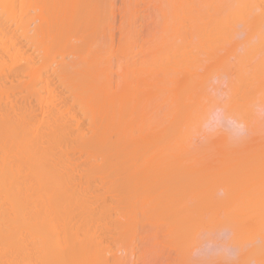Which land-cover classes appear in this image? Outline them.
<instances>
[{"label":"bare ground","instance_id":"bare-ground-1","mask_svg":"<svg viewBox=\"0 0 264 264\" xmlns=\"http://www.w3.org/2000/svg\"><path fill=\"white\" fill-rule=\"evenodd\" d=\"M184 1H186V3H187V4L184 3L187 5V6L185 5V8L190 7L192 9V12L194 13L195 12V9H194L195 6H193V8H192L190 5H188L190 3V2H188V0H184ZM184 1H182V2L180 1V4L182 3L183 6H184V4H183ZM219 2H221V1H219ZM243 2L246 3V0L245 1L243 0ZM260 2H262V4H261L262 6H260L261 10H259L260 8L257 5L253 4L254 5V12L258 7L259 12L257 13V10H256L255 14L258 15L260 13V15L264 17V0H261ZM207 3L208 2L206 1V5H207ZM174 4L176 5L177 3L175 2ZM180 4H178V5H180ZM200 4H202V2H200ZM200 4H197V6ZM103 5H104L103 0H0V7H1L0 13L6 14V18L8 19V20H6V18H5L6 22L11 20L12 23H15L14 19H16V17H15L16 15L18 18L20 16H22V17L24 15L26 16L28 10H32V9L35 10L34 7H36L38 9L37 15H38V17L40 16L41 18L44 17V13L47 11L46 12L47 14H45V16L48 15V19L46 18V20H43V21L38 19L37 20L38 22L40 20L39 24L38 23H36V25L34 24L35 26H38V27H35L33 29L34 30L33 31V38L36 37V39H37V36H40L41 37V39L39 38L40 43H42L41 41H44L43 43H45V41H47L46 46L42 45L43 47H40V46H38V47L42 48V50L44 49V52L47 53L48 56H50V54L48 53V49L53 45L55 46L54 43H56V42H57V45H59V44L63 45L58 40L60 39L61 41H63L65 39L66 41L69 40V43L65 42V40H64V42L66 44L63 45L64 47L59 45V47H62V51L61 50L60 51L63 52V48L66 49L65 48L66 46L69 49L76 50V49H74L75 46L72 45V43L70 42V39L73 40V38H74V40L77 43H78V41H80L81 44H78V45L76 44L77 45L76 47L78 48V46H80V49L78 48L79 50H77V51L80 52V55L83 54L80 57L81 60L80 59H77V60H78V62H80V61L82 62L83 60H85V61H83L84 66L83 67H82V65H79V66L82 69L85 68V69H83L84 72L86 71L89 73L91 70L90 73H91V75H93V73H94L93 76L95 78H96V76L97 77L102 76V78H103L104 76L100 75V69H98V66L100 67V65H98L99 63L97 64L95 61L96 60L95 58H97V57H99V59H101L100 56H102V55L100 54L99 49L96 48V50H95V47H94L96 44L95 35H96V32H98L97 29L100 28V27H98L99 23L101 22L100 20L104 21V18L101 17L102 15L100 16V14H102L100 12H101ZM224 5H225V2H224ZM205 6H204V9L206 8ZM208 7H209V5H208ZM243 7H244V5H243ZM44 8H46L45 12H44ZM198 8H196V9L198 10ZM238 8H239V6H238ZM42 9H43V12H42ZM244 9L245 10L247 9L246 6ZM200 10H201V7H200ZM200 10H199V12H200ZM39 12H41V13H39ZM112 12H113V9H112ZM190 12H191V10H190ZM223 12H224V10H223ZM225 12H226V10H225ZM236 12H237V10H236ZM239 12H240V10H239ZM185 13H188V9ZM195 13H197V12H195ZM218 13H219V10H218ZM228 13H229V10H228ZM228 13H227V16H228ZM185 15L186 14H184V16ZM196 15H194V16H196ZM199 16H201V15H199ZM205 16H207V15H205ZM208 16H210V15H208ZM261 16H259V17H261ZM38 17L36 16L35 18H38ZM179 17H181V16H179ZM186 17H187V15H186ZM186 17H183V19H181L180 21L182 22V20H184V19H185V21H187L188 19L186 20ZM191 17H192V15H191ZM207 17H206V19H207ZM224 17H225V15L223 17H221V20ZM193 18L194 17H192L190 20L191 21L196 20V17L194 19ZM197 18H198V16H197ZM238 18H241V17H238ZM247 18L245 16L244 19H247ZM178 19L176 21H179ZM241 19H243V18H241ZM262 19L264 20V18H262ZM3 20H4V18H3ZM47 20H49V23L47 22ZM138 20H139V18H138ZM190 20H188L187 23H190V24L195 23L193 21L189 22ZM199 20L200 19L198 18V21ZM114 21L115 20H113V23H114ZM225 21H227V20H225ZM246 21H248V20H246ZM0 22H2V21H0ZM242 22H244V20ZM246 23H244V24H246ZM4 24L5 23H0V31L4 32V30H5L6 32H4V35H6V37H7L9 35L8 32L10 31V29H7L5 27L6 24L5 25ZM15 24H17V23H15ZM20 24H22V23H20ZM20 24H18V25H20ZM48 24H49V30H48ZM178 24H180V22ZM184 24H181L179 26L181 28L184 27L183 30L186 29L185 27L187 26ZM190 24H188V25H190ZM24 25L25 24H22V26H24ZM182 25H184V26H182ZM263 25L264 24H262L261 26H263ZM136 26L137 25H135V27ZM194 26H196V24H194ZM247 26H248V23H247L246 27ZM22 28H20V29H22L21 31H24L23 33L27 32L29 30L28 28H26V26H24ZM67 28L71 29L73 31V33L66 32L65 35H63L64 33L62 32V29L65 30ZM18 29H19V27H18ZM26 29H28V30L26 31ZM44 29L47 31V33L49 35L47 33H45L46 31ZM50 29H51V31H50ZM179 29L180 28L176 29L177 31L175 30L176 33H178ZM223 29H222V31H223ZM7 30H9V31L7 32ZM15 30H17V28ZM49 31H50V33H49ZM10 32L12 33V31H10ZM181 32H179V33H181ZM185 32L186 31H184V33ZM187 32H188L187 34L190 33L189 31H187ZM192 32H194V31H192ZM260 32H261V30H260ZM23 33L21 32L22 35H23ZM42 33H43V35H42ZM51 33L53 36H51ZM219 33H217V34H219ZM258 33H257V35H259ZM45 34H47L48 37ZM60 34H61V36H60ZM70 34L73 36H71ZM74 34L78 35V39L75 38L76 36H74ZM260 34H262V33H260ZM12 35H11L10 40H9L10 42L7 40L9 44L5 43V46L6 45H12L11 46V47H13V49H12L13 55L12 56L15 55L16 57H14V58L18 59L17 57H20L19 59H21V57H23V55H25V53H24L25 51H24V48L22 50L20 48H22L24 45L20 47V45H21V43H20V45H19L20 48L17 47L18 45L14 44L18 40V38L16 37L17 35L15 36L16 41H15L13 33H12ZM129 35H131V34H129ZM185 35H186V33H185ZM18 36H19V34H18ZM25 36H28V35L27 34L24 35V40L25 39L29 40V38H28L29 36L27 38ZM58 36L60 38H58ZM127 36H128V34H127ZM173 36H175L174 33H173ZM190 36H192V35H190ZM67 37L69 39H67ZM176 37H178V35H176L175 38ZM193 37H195V36H193ZM260 37H262V35ZM260 37H257V38L259 39ZM48 38L51 39L52 42L54 39H56V40L52 44ZM178 38H181V36ZM185 38H187V37H185ZM6 39H8V38H6ZM39 39H37V42ZM90 39H91V41H90ZM135 39H137V37ZM172 39L174 40V37ZM0 40H1V37H0ZM93 40H95L94 41L95 44L90 43V42L93 43ZM161 40L162 41L159 44L162 46L163 34H162ZM173 40H171V41H173ZM178 40H180V39H178ZM210 40H208V42H210ZM261 40L262 39H260V41ZM7 41H5V42H7ZM19 41H20V39H19ZM33 41H34V39H33ZM75 41H72V42L74 43ZM82 41L84 44L82 43ZM86 41H88V42H86ZM158 41H160V40H158ZM199 41H201V40H199ZM260 41L258 40L256 42L259 43ZM1 42H3V41H1ZM1 42H0V44L3 47ZM35 42H36V40H35ZM119 42L122 43L121 41H119ZM179 42H178V44H182ZM185 42H186V40H185ZM249 42L250 41H248V43ZM263 42L264 41H262V43ZM48 43H49V45H48ZM260 43H259V45H261ZM3 44H4V42H3ZM16 44H18V42H16ZM30 44H32V43L30 42ZM50 44H52V45L50 46ZM82 44L85 45V47L82 46ZM98 44H100V43H98ZM143 44L144 43H142L141 45H143ZM156 44L158 45V42ZM185 44H187V43H185ZM202 44H203V42H202ZM14 45H15V47H14ZM35 45H37V43L36 44L33 43V46L32 45L31 46L34 47ZM57 45L55 47H57ZM204 45H205V43H204ZM255 45H258V44H255ZM1 46H0V48H1ZM5 46L3 48H5ZM47 46H49V47H47ZM97 46H99V45H97ZM155 46H153V47H155ZM182 46H183V44L180 47H182ZM190 46L191 45H189L188 47H190ZM201 46H198V47L200 48ZM214 46H216L215 43H214ZM38 47H34V48L37 49ZM89 47H92L93 53H92V51L90 52ZM117 47H119V46H117ZM213 47H211V46L208 47V48H211V50L208 49L209 51L206 53L204 52L205 50H203L204 53L202 52L203 55L206 54V58H204L206 61L205 65H202L201 63H199L200 61L202 62L204 59H200L199 61H197L196 58L194 59V57H193L194 61H191L190 59L192 57L189 59L185 55V57H186V58L184 57L185 60H189V62L188 61L184 62L180 59L181 62L179 61L178 63L179 64L181 63L183 65L176 66L178 68L177 76H176V73L171 72L172 74L169 77L170 71H166V73L164 71V75L167 76V74H168V76L166 77L163 75V71H161L165 80H164L163 76H162L163 79L162 78L157 79V76H155V75H157L158 72L155 73L156 70L155 71L152 70L153 74H151L152 72H149L152 75V77H151V75L149 73L145 72L146 69H144L142 67L143 69H140V70H143V71H140V73H139V75L142 74L141 77L134 73L133 75H135L136 77L133 76L134 78L131 81L128 79L130 82H132L130 84V87H127V85H121L120 86V83H118L120 87L118 85L115 86L116 89H114L115 87H113V89H110L108 94H107V92H105V88H106V91H107V88L108 89L110 88L109 80L106 78H104L102 80L100 77V79L102 80V85H99V91L102 93L99 94V92H97V94H95V95H97L98 101H99V97L101 98L102 96H104V100H107L108 101V102L106 101L107 103H109V101L111 100V103L103 105V102H102V106L104 108L102 109V108L98 107L99 108L98 112H96L97 109H95V106H93V104H95L96 108H97V106L100 105L99 102H101L103 99L101 98V101H99L97 103L93 102V104L91 103L88 106V103H90V101L87 100L88 98L85 97V95H83V94H86V93H84V92H86V90L80 84V80H79L80 77L79 76L73 77L74 75H73L72 71L70 72V75H71L70 77H72V81L74 79L75 80H74V82L71 83V85L74 88L72 89V91H69L70 94L68 93L70 95L69 99L72 98L71 99L72 103H70V102L66 101L67 97L65 96V94L63 92H60L56 88V83L54 82V80L52 82H54L55 84L51 83L49 76H48V79L47 78L43 79V76H42V79L39 81L41 87L39 88L37 86L38 88H35V82H37V79L29 80V77L36 76L37 78H40V76H39L40 70L37 71V69H34L37 66H35L33 68L31 62H29L30 56L28 57L29 61L26 62L25 65L21 64L22 66L20 65L19 67H16L17 65L12 67L13 63H15V60L14 59L10 60L11 61L10 63L12 66L9 65L8 67H11V68L8 69V67H7V68H5V70L6 69L8 70V71L6 70L7 71L6 73H2V72L0 73L1 75H4L3 77L5 78V80L3 79V82L7 80L8 82H5V83H9L8 85H5L2 83V81H0V264H114L112 261L113 259H110L111 260L110 261L109 258H107L105 256L107 252L110 253L108 251V242L113 237V236H111V234H112L111 231H114L115 233H117V235L119 237L121 236L123 238V237L131 236L133 239H134V236H136V238L140 236L139 238H141V239H146V238L150 239L151 238V240H152V238H158L157 236L163 235L165 237V239L161 245H163L162 248L165 250L164 251L165 253L163 252L164 253V254L162 253L163 256H162V254H161V256H159V257H161L159 259V261L158 260L156 261V258H154V259L150 258V260H148L149 263L147 262V264H185V261H187L188 259L184 258L185 259L184 260L181 258L182 256H180V255H181L182 251L179 255V252H180L179 249L181 250V246H182L180 244L183 243L182 240H184L185 238H187L189 236V235L186 236L185 233L190 231L193 227H194L193 229L196 230L195 227L197 225H199L200 222H202L201 220L203 219L204 216L208 215L207 217L210 216L208 218L209 220L213 219L214 222H217L219 220V218L221 219V216H223V215L225 217H222V218H225V220L228 221L229 220L228 214H230L231 216H234V218L232 217L228 222L221 219L222 220L221 228L224 229L225 226L230 228L232 234L234 231L233 229L235 228L234 226L232 227V225H233L232 222H234V219L236 220L235 223H237V222L240 223L239 225L242 228L241 230H243V231H241L240 228H238V229L235 228L236 231H234V234L235 233L239 234V231L245 232L244 228L250 230V232H252L251 229L253 230V228L257 229L258 232L253 230L255 233L252 232V235L259 233V235H257V236L260 237V239L262 238L263 240H261L262 242L259 245L256 244L257 246H255L253 244L255 247L252 246L253 247L252 249H255L257 252L254 253L255 250L254 251H252L250 249L249 250L251 252H253L254 254H257L256 256L259 259H257V257H255V255H253L255 259L260 260L259 251L264 250V249H262L264 247V131H263V129L261 128L263 131V132H261V130L258 131L256 129V127H255V129H254V127H253V129H251L250 125L252 123L250 125L246 124V125H248L247 126L248 128L250 127L249 128L250 131H247L249 133H247L245 136L241 137L240 139L238 138L240 141L239 142L235 141V144H233L232 141H231L232 142L231 143L230 140H226L227 142H229L228 143L229 145H225V144H227V142H225V141H224V145H222L223 143H221V141L219 142L221 144H219L217 141L219 137L217 138V135H215L216 137L215 136L214 137L217 138V140L215 138L213 139V141L211 139H208V140H211L212 143H214V145L212 146V144L209 143V145L212 146L210 148L208 145H206V146H208V148L206 147V149H208V151L205 149L207 152L206 153L203 152L204 155L201 154L203 150L200 153L202 156L198 155L199 149L197 151L196 147L201 146L200 145L201 143H199V142H198L199 146L197 145V146L193 147L192 146L193 143L191 144L193 150L197 151V153H194L193 151H192V154L187 152V151H189V149L187 150V145H188L187 143L190 142V139L187 137L188 135L185 134L184 131L186 130L185 132H188V125L190 124V122H188L189 118L187 119V115H189L188 111H187V107L189 106L188 103L191 104V101H193V97H194V101H195L196 94L198 96L199 93H202L201 90H198V88L199 89L201 88V87H199L201 85L199 83V82H201V80H199V79H202V77H204V76H202L203 75L202 73H204V69H206L208 66H210L209 63L211 65L213 63L218 62V61L220 63H223V61H225L224 58H228L227 56L226 57L224 56L225 54L223 52L225 50L223 51V48H222L224 46L218 45V47L217 46L214 48ZM256 47H259V46H256ZM3 48L0 49V53L2 52V54H4V55H6V54L9 55V52L7 50L4 51L5 49L3 50ZM8 48L11 50L10 47H8ZM82 48H83V51H85V52H86V50H87V52L89 51L88 54H87V52H86V54H85V52L83 53ZM85 48H88V49H85ZM99 48H101V46ZM163 48H162V50H163ZM172 48H179V47L175 46ZM260 48L262 51L263 48L262 47H260ZM46 49H47V52H46ZM69 49H67L66 52H68ZM122 49L127 50L128 48H126L124 46L123 48H121V50ZM129 49H131V48H129ZM42 50H41V52H43ZM101 50H103V48ZM119 50H120V48L118 49V51ZM121 50H120V52H121ZM142 50H143V48H142ZM153 50H154V48H153ZM158 50L160 51L161 49H158ZM179 50H180V48H179ZM183 50L186 51V46H185V49H183ZM245 50H247V49H245ZM52 51H53V53H51V56H53V54L56 55V53H58L57 48H55ZM94 51H96L97 56L95 55L96 53ZM116 51L114 52L115 54H116ZM238 52H240V51H238ZM248 52H246V54L249 56L250 54ZM45 53H44V55L43 54H40V55H43L42 57L46 58L48 56ZM69 53H71V52H69ZM73 53H74V51H73ZM89 53H90V55H89ZM160 53L162 55V52H160ZM160 53L157 52V54H160ZM198 53H199V51H198ZM232 53H233V51H232ZM11 54H12V52H11ZM98 54H99V56H98ZM138 54H140V53H138ZM174 54H176V52ZM178 54L180 55V52ZM202 54L201 55L199 54L200 57L203 56ZM28 55L29 54H27V56ZM72 55H74V54H72ZM86 55H87V58H86ZM107 55H108V53H107ZM237 55L238 54L233 55V56H235V58H236ZM89 56H91V57L95 56V57H93L94 61H93V58L91 59V57L89 58ZM163 56H160V57L158 56V57L160 59L161 57L163 58ZM177 56L178 55H176V57ZM243 56L245 57V58L242 57V59H244V60L249 59L251 62L254 60L253 57H252L253 60H251V58H247V56H245V54ZM257 56H256V58H257ZM9 57L11 58V56H9ZM9 57H8V59H9ZM42 57L39 56L38 59H40ZM53 57H55V56H53ZM53 57H52V59H50L51 60L50 62H52V60H53V63H54V62H56V60ZM44 58H42V59H44ZM72 58H74V57H72ZM125 58H127V57H125ZM106 59H104V61L108 65ZM115 59L117 60V58H115ZM146 59L148 60V58H146ZM154 59H155V56H154ZM236 59H237L236 62H240V60H242L241 55L239 57L237 56ZM25 60H24V62H25ZM91 60H92V62H91ZM123 60L124 59H122V62H124ZM162 60H164V58ZM166 60H169V59L166 58ZM258 60L259 61H256V62H257V64L259 63L260 66L257 65V67H256V64H254L255 67H253L254 65H251L253 63L252 62L249 65H251V67H253V68H251L248 65L247 69L248 70L253 69L252 71H254V69H256V68L259 69V67L264 69L262 67V66H264V59L261 58ZM2 61H4V63L6 64L5 60H2ZM62 61H64V60H62ZM62 61L60 60L61 63H62ZM87 61H88V63H90V64L92 63V64L91 65L89 64L90 65L89 66ZM99 61L97 59V62H99ZM119 61H121V59ZM152 61H153V59H152ZM174 61L175 60H173V65L171 64V67H173L175 65V63H177L176 62L177 60L175 61V63H174ZM20 62H21V60H19V63ZM47 62H49V61H47ZM50 62L48 63V65L50 64ZM60 62L57 61L56 65L59 64ZM131 62H132V59H131ZM155 62H153V64ZM225 62H228V61H225ZM242 62H243V60H242ZM19 63H18V65H19ZM61 63H60V65H61ZM149 63H152V62H149ZM168 63H169V61H168ZM220 63H218V65H221ZM229 63H230V61H229ZM229 63H227V64L229 65ZM246 63H247V61H246ZM70 64H72V62ZM95 64L97 65V67L95 66ZM103 64H104V62H103ZM121 64H123V63H121ZM130 64H131V66L133 65L132 63H129V65ZM147 64L144 63L143 66L144 65L146 66ZM199 64H201L202 66ZM3 65L4 64L2 63L0 66H3ZM37 65H38V63H37ZM135 65H137V68H138L136 70H139L140 67H138V65H139L138 62ZM213 65H212V67H213ZM46 66L47 65H45V67ZM180 66H181V68H180ZM204 66H205V68H204ZM246 66L247 65H245V69H246ZM122 67H123V65H122ZM212 67H210V68H212ZM226 67H229V66L226 65ZM126 68H127V65H126ZM132 68H134V66ZM201 68H203V71L200 70ZM218 68H220V67L218 66ZM218 68H216V69H218ZM0 69H2V68L0 67ZM52 69L55 71L56 68L55 69L52 68ZM61 69H63V68H61ZM61 69L59 68L57 70H61ZM105 69L107 71H109L107 66ZM216 69H214V70H216ZM223 69L225 70V68H222V70ZM227 69H229V68H227ZM206 70H208V68ZM233 70H235L237 72L238 68L233 67ZM0 71H2V70H0ZM54 71H53V75L54 76L58 75V78H59L58 80H62V84L65 85V83L71 82L67 79V76H66L67 74H65V76L64 75L63 76L65 77L66 81L68 80L69 82L68 81L66 82L63 79V76L60 73L61 71L58 72L60 74L56 73V75H55ZM95 71L97 73H95ZM148 71H149V69H148ZM227 71L229 73V70H227ZM227 71H225V72H227ZM133 72H134V69H133ZM142 72L146 73L147 75L142 73ZM76 73H75V75L77 76ZM107 73H109V72H107ZM208 73H209V71H208ZM237 74L235 73V76L239 77V75H237ZM255 74H257V73L254 72L252 77L247 76L248 79H246V80H249V77H251V78L255 77ZM153 75L155 76V80L153 79ZM173 75L176 76L177 78L179 77L177 79L178 83H175V81H173V80L171 81V78L174 77ZM225 75H227V73ZM259 75H262L261 77H264V73H259ZM259 75H256V76H259ZM17 76H19L20 78H17ZM23 76H26V77L28 76V80L27 79L24 80ZM227 76H229V74ZM45 77H47V76H45ZM148 78L150 80L153 79L152 82H155L156 84L155 83L153 84ZM166 78L168 79L169 82H167ZM97 79H99V78H97ZM173 79L176 80L175 77ZM86 80H87L86 82L90 81L89 79H86ZM106 80H108V81L106 82ZM128 80L123 81V83L124 82L127 83ZM258 80L260 82L257 81V84H256V82L253 81L256 86L258 85V83L261 84V82H262V80H260V79H258ZM157 81H158V83H157ZM241 81H243V80H241ZM59 82H61V81H59ZM149 82H151V84ZM229 82H231V81H229ZM76 83H78L81 87L79 85H76ZM105 83H107V85ZM159 83H162V84L164 83L165 85H167L168 87L167 86L166 87L169 88L170 91H168L167 88H165L164 84H163V86H164L163 87V86H161V84L159 85ZM116 84L117 83H115L113 85H116ZM152 84L156 85L158 87L160 86L159 88L163 87L162 89H164V92H167L168 95H170V93H172L171 94L172 97H170V99L168 100L169 102L164 97L166 103L168 102L169 105L171 104V106L174 104V106H172L173 109L169 107L170 108L169 111H172V112L170 114L168 113L169 115L167 114V117L169 116V118L168 119L165 118V121L166 120L168 121V122H166V124H165V122L164 123L160 122V119H161V121L164 120L162 118H163V116L165 117V115H166L164 113H167L166 109H165L166 112L164 109H163V111L160 109L161 113L163 114L162 118H158V116H159L158 111H157L158 109L154 110V111H157L156 114L158 116L157 115L156 116H157V119L159 120L158 121V120L154 119L155 115L153 116L152 114H150L148 116L146 114V112L148 110L144 111V109L142 108V106L145 105L144 104L145 102L143 103V101L145 100L144 94H147V96H150L151 94L156 93L155 90H154V93H151V92L146 93V92H148L147 90L151 91L150 88L152 87ZM175 84H177V85H175ZM247 84L249 87L254 86V84H252V83H247ZM104 85H106V86H104ZM231 85H232V89H234L235 86L233 87V83ZM76 86L79 88L76 89ZM61 87H63V86L61 85ZM249 87H247V88H249ZM262 87H263V85H262ZM147 88H149V89H147ZM80 89L83 91V93L78 92V91H80ZM202 89H203V87H202ZM229 89L230 88L228 87V90ZM22 91H24L25 94L21 95ZM196 91H197V93H196ZM262 91H264V90H262ZM103 92H105L106 94L103 95L104 94ZM250 92H253V91L251 90ZM74 93H75V95H74ZM79 93H80V96H79ZM109 94H110V96H109ZM114 94L116 96L115 98H114ZM237 94L238 93H236L235 95L237 96ZM81 95H83V96H81ZM155 95H157V94H155ZM238 95H240V94H238ZM86 96H87V94H86ZM243 96H245V95L241 94V98ZM251 96H252V94H251ZM81 97H83V98H81ZM152 97L149 99L151 100ZM154 97H156V96H154ZM177 97H179V98H177ZM202 97L203 96L201 95L200 99H196V101L199 100V103H200ZM239 97H238V99H239ZM245 97L247 98V95ZM75 99H77V101L80 99L77 102V103H80V105L76 104L77 106H79L78 108H82L83 105H85V107L83 109L89 110L90 113L87 115L90 118V122L93 123L94 127L97 126L96 127L97 132L99 131L100 140H98V139L90 140V138H92V137H90V136H89V138L87 137L90 140V142H92L89 145H92L93 149L94 148L98 149L99 147H101L100 145L104 141L108 140V139H105L108 137L107 135H110L111 133L113 135L116 127L117 126L119 127L120 122L123 124L125 123V120H123L124 119L123 116L126 114H127L126 115V117H127L126 123L127 124L126 123H125V125L121 124L123 126H120L122 129L124 128V131L122 130L123 132H121V130L119 131V129H118V133L117 134L114 133L115 136L119 137V135L121 133H125V129H126L125 126H127L129 124V127L127 126L128 127L127 128V134H123L124 136L121 134L120 139L116 138L113 135L114 142L111 141V145L109 146L111 148L110 149L107 148V149H109V151H111V159L109 158L110 156L108 158L112 161H109V163L111 162L110 164H106L109 166H104L105 165L104 162L106 161L105 160L106 158H104V162H103L104 164L103 163L98 164L99 163V161H98V163H97L98 165H97L95 162V158L98 156L93 155V156H95V158L93 157L94 160H92L91 155L88 156L89 157L88 159L91 158V160L94 161L92 165H96L95 168H97V166H99V167L101 166V168H102V165H103L104 168H106V169H109V167H111L110 171H112V173H111L112 176H111V174L108 173V170H106L110 176V178L108 177L109 179L107 178V175H106L107 173L104 174L106 176L105 178H107L108 180L103 179L104 181H102V179H100L99 181H97L99 183L95 184L94 189L98 192H99V190L101 191L102 188L103 189H102V192L96 193L94 195H91V193H90L92 191V188L91 187L89 188V186L91 185L90 184L91 182L89 183L88 178H90V177L89 176L86 177L83 174L80 175V173H79L80 171L77 172L78 169L76 170L77 166H80V165L82 166V163L86 162L84 160L88 161V159H86L87 157L84 160L80 159L81 161H83L80 165H79V163H80L79 158H81V157L75 156L76 159H74L72 157L75 154L76 155L79 154L81 156L80 153L86 148V146L84 144H87V140H88V139L84 140L83 139L84 136L82 137V135H85L83 133H86V132H84L80 128V123H81V120L79 119L80 116H79V118L75 117L74 115H75L76 111L75 110L72 111V109H71V106H72L71 104H73L74 101H76ZM84 99L86 100V102L83 101ZM146 99H147V97H146ZM150 100H148V101H150ZM162 100H160V101L162 102ZM239 100H243V99H239ZM81 101L84 103H82ZM113 101H115V102H113ZM243 101H245V103L249 105L250 100L247 103L246 99L244 98ZM95 102H96V99H95ZM154 102H153V104H155ZM104 103H105V101H104ZM199 103H196L195 107L201 106V103L199 106L197 105ZM245 103H242V104H245ZM163 104L165 105V103H163ZM146 105H147V103H146ZM149 105H150V103H149ZM161 105H162V103H161ZM105 106H106V108H105ZM242 106H244V109H245L246 105H242ZM87 107H89V108H87ZM145 107L147 108L148 106H145ZM151 107H149L147 109L150 110ZM174 107H176V108H174ZM190 107H191V105H190ZM90 108H92L93 110ZM237 108L238 107L236 106V109ZM94 110H96V111L94 112ZM197 110H198V108H197ZM124 111H125V113H124ZM143 111L145 112L147 117ZM236 111H238V109ZM241 111L242 110H240V112ZM185 112H187V113L185 114ZM85 113H88V112H85ZM92 113L95 116V118H97V119L100 118V121H99V119L97 120L95 118L93 119L94 121L96 120L95 122L91 121L93 118V115H91ZM191 113L192 112H190V115L188 117H190L191 115H195V114H191ZM193 113H194V109H193ZM195 113H196V111H195ZM238 113H239V111H238ZM95 114H97V115H95ZM250 115H251V113H250ZM126 117H125V119H126ZM152 117H153V119H152ZM183 118H185V119H183ZM184 120H187V123H188L187 129L183 128L184 126H182V128H179L182 125L181 123ZM257 120L258 119H254V123H256ZM99 122L101 124H99ZM245 123H246V121H245ZM98 124L100 127L98 126ZM179 124H181V125L178 127ZM253 124L251 126H253ZM256 124L255 125L258 127V123H256ZM185 125H186V121H185ZM178 128L181 131H179ZM182 129H184V131H182ZM73 130H75L74 133H76V131H77L80 142L74 143L75 141H73V139L70 137L72 135L71 133H73ZM252 130H254V131H252ZM255 130H257V131H255ZM180 132L182 134V137H180L181 136L180 134L178 135V133H180ZM183 134H185L186 136H184ZM176 135H177V137H179V140H181V138L183 140V136L187 137L189 139V141L187 143H184V145L185 144H187V145L182 146L184 150L186 149L185 150L186 152L184 150L182 151V150L175 149L174 145H176V147H179V146L181 147V145H182V143H181L182 140L180 141V143H179L178 138H177V140H175ZM125 136H126V138H124ZM221 137H222V135H221ZM223 137L225 138V136H223ZM223 137H222V139H223ZM115 138H116V143H115ZM206 138L204 140L205 142H206ZM226 138H228V137H226ZM188 139H186V140H188ZM219 139H221V138H219ZM97 140H98V142H97ZM110 140H111V138L109 139V142L106 141L107 145L110 144ZM120 140H122V141H120ZM123 140H124V142H123ZM186 140H183V142H185ZM72 141H73V143H71ZM174 141H176L177 144L172 143ZM204 141H201V142H204ZM121 142H123V143H121ZM189 146L190 145H188V147ZM204 146H205V144H204ZM190 150H192V149H190ZM86 153H88V152L84 153L87 156ZM108 153H110V152H108ZM69 155L72 158H69ZM107 155H109V154H107ZM91 160H90V162H91ZM102 160L103 159H101L100 161H102ZM86 163H88V162H86ZM92 165H91V168H92ZM96 170L100 171V168L95 169V171ZM102 170H103V172L101 171L100 174L106 172L105 169H102ZM100 174H98V175L100 176ZM222 174L225 175L224 178L217 177V175L219 176ZM100 177L103 178L102 175ZM93 179L94 178H92L91 180L93 181ZM96 180H98L97 177L95 178V182H96ZM218 182L222 183V185H221V183H219L220 188H222L224 186L223 189H225L224 190L225 194L221 197H216V196H218V194L215 193L216 194V196H215V195H212L210 192L211 191L210 188H212V187H213V189H214V187L219 188V185L217 184ZM214 183H215V185L217 184L218 186H214ZM92 186H93V184H92ZM216 191H218V190H216ZM218 213L219 214L221 213V215L216 216V214H218ZM111 215H113V217H111ZM109 217H111V218H109ZM235 217H237L239 219V221ZM214 218H217V220ZM106 219H108V220L110 219V221L112 219V221H111V223H109V225H107V223L105 222V221H107ZM232 219H233V221H232ZM255 219H256V221H255ZM35 220H36V222H35ZM32 221H33V223H32ZM224 221L227 224H224L225 223ZM211 222H212V220H211ZM211 222L209 224L213 223V222L212 223ZM245 222H246V224H245ZM252 222H254V223H252ZM36 223L41 224V225H38V224L36 225ZM229 224H230V226H229ZM42 225H43V227L40 228ZM223 225H224V227H223ZM37 226H40V227L38 228ZM231 227H232V229H231ZM221 228H220L221 231H225V230H222ZM208 229H209V227H208ZM196 232H194V233H196ZM247 233L248 232H245V235L247 236V237L245 236L246 238L249 237V233H248V235H247ZM187 234H189V233H187ZM112 235H115V234H112ZM192 235H193V233H192ZM239 235H241V233ZM242 235L244 236L243 233H242ZM184 236H185V238H184ZM192 237L193 236H191L190 238L192 239ZM193 238H195V237H193ZM159 239L161 240L163 238H159ZM159 239H157V240H159ZM179 239H180V242L178 241ZM153 240H156V239H153ZM240 240H241V237H240ZM113 241H115V240H113ZM234 241H236V240H234ZM241 242H243V241H241ZM238 243L240 245L243 244L240 242H238ZM179 246H180V248H179ZM174 251H175V253H173ZM242 254L244 255V253H242ZM237 256L239 258L237 257L238 260L235 259L236 262L233 261V263H232V261H231L230 263L228 262V264H249V260L251 259V257H253V256H251V257L249 256L250 257V259H249L248 257L242 256V255H240V256L237 255ZM261 256H263V253ZM254 258H253V260H254ZM262 259H264V257ZM214 261H215V259H214ZM214 264H216V263H214Z\"/></svg>","mask_w":264,"mask_h":264},{"label":"rangeland","instance_id":"rangeland-1","mask_svg":"<svg viewBox=\"0 0 264 264\" xmlns=\"http://www.w3.org/2000/svg\"><path fill=\"white\" fill-rule=\"evenodd\" d=\"M180 1L182 2V1H184V0H103V2H104V5L102 6V9H101V12L100 13H102V14H100V16L101 17H103L104 18V21L103 20H100L99 22L101 23H99V26L98 27H100V28H98L97 29V31L98 32H96V35H95V40H93V43L92 42H90L91 44H95V42H96V44H95V50H96V48L97 49H99V51H100V54L103 56H100L101 57V59H99V57H97V58H95L96 60V63L98 64V65H100V67L98 66V69H100V75H103L104 77L102 78V76H100L101 77V79L103 80L104 78H106V79H108L109 80V84H110V88L108 89L107 88V91H106V88H105V92H107V94H108V92H109V90L110 89H113V87H115V86H119V84L118 83H120V86L121 85H127V87H130V84L132 83V82H130L131 80H133V78L134 77H136L135 75H133L134 73L136 74V75H139V73H140V71H143V70H140V69H146V73H149V72H152L151 74H153V71L152 70H156L155 71V73L156 72H158V74L157 75H155V76H157V79L158 78H162V76L164 75V71H165V73H166V71H170L169 73V77H170V75L172 74L171 72H174V73H176V76H177V74H178V68L176 67V66H179V65H183V64H179L178 62L180 61L181 62V60L182 61H188L189 62V60H185V58L187 57V58H191L190 60L191 61H194L193 60V57H194V59L196 58V60L197 61H199L200 59H204V58H206V54L205 55H203L202 54V52H203V50H205L204 52L206 53V52H208L209 50H211V48H208V47H213L214 46V43L216 44V46L218 47V45H221V46H224V47H222L223 48V53L225 54L224 56L226 57H228V58H224V60L225 61H228V62H225V61H223V63H220L219 61L218 62H216V63H213L212 65H213V67H212V65L209 63V65L210 66H208L207 68H208V70H206V69H204V73H202L203 75L202 76H204V77H202V79H199V80H201V82H199L201 85L199 86V87H201L200 89L198 88V90H201V92L203 93H199V95L197 96V94H196V97H195V101H194V97H193V101H191V104L190 103H188V107H187V111H188V114L190 115V112H192L191 114H195V115H191L190 117H188L189 115H187V119L189 118V121L188 122H190V124L188 125V123H187V120H184L181 124H179L178 125V127L179 128H182V126H184L183 128H186L187 129V125H188V132H185L184 131V129H182V131H184V133L185 134H187L188 136V138L190 139V142L189 143H187L188 141H189V139L187 138V137H184V136H186L185 134H183L184 136H183V140H186V139H188V140H186L185 142H183V140H182V138H181V140H179V137H177V135H176V139L175 140H177V138H178V140H179V143H180V141H181V143H182V145H181V147L179 146V147H176V145H174V147H175V149H177V150H184L183 149V147L182 146H185V145H190L189 147H188V145H187V150L189 149V151H187L188 153H191L192 154V151L194 152V153H197V151H198V149H199V151H198V155H204L203 154V152L204 153H206L207 151H208V149H206V147L208 148V146H209V148L210 147H212L213 145H214V143H212V141H213V139L216 137L215 135H217V138L219 137V138H221L222 139V137L223 136H225V138L223 137V139L221 140V139H219L218 138V140H217V138H215L217 141H218V143L221 141V143H223L222 145H224V141L225 142H227L226 140H230V142L232 141L233 142V144H235V141H237V142H239L240 140V138L241 137H243V136H245L247 133H249V132H247V131H250V127H251V129H253V127H254V129H255V127H256V129L258 130V131H260L261 130V132H263L264 131V119H259L256 115H255V112H254V105L256 104V103H264V91H262V90H264V77H261L262 75H259V73H264V69H262V68H260L259 67V69L258 68H256V69H254V71H252L253 69H251V68H253V67H255V65L254 64H256V67H257V65H259V63L257 64V62L256 61H259L258 59H261V58H263L264 59V42L262 43V41H264V25L263 26H261L262 24H264V20L262 19V18H264L263 16H261L260 15V13L258 14V15H256L255 13H256V10H257V13L259 12V10H261V7L260 6H262L261 4H262V2H260L261 0H246V3L245 2H243V0H188V2H190L188 5H190L192 8H193V6H195V12H197V13H193L192 12V9L190 8V7H187V8H185V5L187 4L186 3V1H184L183 2V4L184 3H186V4H184V6L182 5V3L180 4ZM206 1L208 2L207 3V5H206ZM219 1H221V2H219ZM225 2V5H224V2ZM245 1V0H244ZM177 3L176 5L174 4V3ZM195 2V3H194ZM200 2H202V4H200ZM204 2V3H203ZM238 2V3H237ZM210 3V4H209ZM212 3V4H211ZM218 3V4H217ZM234 3V4H233ZM236 3V4H235ZM178 4H180V5H178ZM192 4V5H191ZM197 4H200V5H198L197 6ZM220 4V5H219ZM240 4V5H239ZM253 4H255V5H257L256 7H257V9L255 10V12H254V5ZM112 5V6H111ZM206 5V6H205ZM208 5H209V7H208ZM239 6V8H238V6ZM243 5H244V7H243ZM187 6V5H186ZM197 6V7H196ZM201 7V10H200V7ZM204 6L206 7L205 9H204ZM218 6V7H217ZM220 6V7H219ZM232 6V7H231ZM242 6V7H241ZM245 6H246V10L244 9L245 8ZM249 6V7H248ZM199 7V8H198ZM208 7V8H207ZM235 7V8H234ZM255 7V8H256ZM1 8V7H0ZM33 8V7H32ZM109 8V9H108ZM190 8V9H189ZM196 8H198V10L196 9ZM234 8V9H233ZM237 8V9H236ZM34 9L35 10H28V12H27V14H26V16L24 15L23 17L22 16H20L19 18L17 17V15L15 16L16 17V19H14L15 20V23H17V24H15V23H12V21L11 20H9L8 22H6V20H8L7 18H6V14H3V13H0V21H2V22H0V23H5L6 24V28L7 29H10V31H12V33L14 34V38H15V41H16V37L18 38V40L16 41V42H18V44H16V42L14 43L15 45H18L17 47H19V45H20V43H21V45H20V47L21 46H23L22 48H20L21 50L24 48V53H25V55H23V57H21V59H19L20 57H17L18 59H16V58H14V57H16L15 55L14 56H12L13 55V47H11L12 45H6L5 46V43L7 44L8 43V41L10 40V37H11V35H12V33L9 31V30H7V32H8V34L10 35H8L7 37H6V35H4V32H6L5 30H4V32H1L0 31V37H1V40H0V42L1 41H3L4 42V44H3V42H1L2 43V45H3V47L5 46V48H3L2 46H1V44H0V46H1V48L0 49H2L3 48V50L4 51H8L9 52V55H7L6 53V55H4V54H2V52L0 53V58L2 59V60H5V62H6V64L4 63V61H2L1 59H0V65L3 63L4 65L3 66H0L2 69H0V70H2V71H0V73L2 72V73H6L7 71L5 70V68H7L9 65L10 66H12L11 65V59H14L15 60V63H13V66L12 67H14V66H16V67H19L21 64H24L25 65V63L26 62H28L29 61V58H30V61L29 62H31V64H32V66H33V68L35 67V66H37V67H35L34 69H37V71L38 70H40L39 72V76H40V78H37L36 76H31V77H29V80H33V79H37V82H35V88H40L41 87V85H40V80L42 79V76H43V79L45 78H47L48 79V76H49V79H50V81H51V83L53 84L54 82L56 83V88L60 91V92H63L64 94H65V96L67 97L66 98V101H68V102H70V103H72L71 101V99L72 98H70L69 99V97H70V93H69V91H72V89L74 88L72 85H71V83L72 82H74V80L72 81V77H70L71 75H70V72L72 71L73 72V77H80L79 78V80H80V84L82 85V87L86 90V92H84V93H86L87 94V96H86V94H83V95H85V97H87L86 99L87 100H89L90 101V103H88V106L92 103L93 104V102L94 103H97V102H99V101H101V98L103 99L101 102H99V104L100 105H98L97 106V108H96V105L95 104H93V106H95V109H97V111L96 110H94V112L96 111V112H98V110H99V108H104L103 106H102V102H103V105L104 104H109V103H111V100L109 101V103H107L108 101L107 100H104V96H102L101 98L99 97V101H98V98H97V95H95V94H97V92H99V94L100 93H102V92H100L99 91V85H102V80L100 79V77L98 76H96V78L93 76L94 75V73H93V75H91V70H90V72L88 73V72H84L83 71V69H85V68H81L79 65H82V67L84 66L83 64V61H85V60H83L81 63L80 62H78V60L77 59H80V57L83 55V54H81L80 55V52H78L77 50H79L80 49V46H78V48L76 47L78 44H81L80 43V41H78V43L74 40V38H73V40L72 39H70V42L72 43V45H74L75 47H74V49H76V50H72V49H69V48H67V46L65 47L66 49H64L63 48V52H61L62 51V47H64L63 45H65L66 43L65 42H67V43H69V40H65L63 37V39L65 40V42H64V40L63 41H61L60 39L58 40V41H60L61 42V44H63V45H60L59 43V45L60 46H62V47H59V45H57V42L56 43H54L55 44V46L57 45V47H55L54 45L53 46H51L52 44H53V42H55V40L56 39H54L53 40V42H52V40L51 39H49L50 40V42L52 43V44H50V48L48 49V53L50 54V56H48V54L47 53H45L44 52V49L42 50V48H39L38 46H40V47H43L42 45H47V41H45V43H43L44 41H41L42 43H40L39 41H40V39H41V37L40 36H37V39H39L38 40V42H37V39H36V37L35 38H33V29L35 28V27H38V26H35L36 25V23H38L39 24V22H40V20H46V18L48 19V15H46L45 16V14H47L46 12H45V9L46 8H44V17H38V9L36 8V7H34ZM37 9V10H36ZM112 9H113V12H112ZM115 9V10H114ZM187 9H188V13H185L186 11H187ZM193 9V10H194ZM240 10V12L242 13H240L239 12V10ZM242 9V10H241ZM259 9V10H258ZM3 10V9H2ZM190 10H191V12L194 14V15H196V16H194L191 12H190ZM197 10V11H196ZM199 10H200V12H199ZM218 10H219V13H218ZM223 10H224V12H223ZM225 10H226V12H225ZM228 10H229V13H228ZM236 10H237V12H236ZM185 11V12H184ZM0 12H1V10H0ZM3 12V11H2ZM42 12H43V9H42ZM112 12V13H111ZM182 12V13H181ZM214 12V13H213ZM39 13H41V12H39ZM115 13V14H114ZM209 13V14H208ZM222 13V14H221ZM227 13H228V16H227ZM240 13V14H239ZM246 13V14H245ZM250 15H248V14ZM3 14V15H2ZM182 14V15H181ZM184 14H186L187 15V17H186V15L184 16ZM220 14V15H219ZM237 14V15H236ZM106 15V16H105ZM190 15V16H189ZM191 15H192V17H196V20H192L193 22H195V23H187L188 22V20H190L192 17H191ZM199 15H201V16H199ZM204 15V16H203ZM205 15H210V16H205ZM216 15V16H215ZM225 15V17L224 18H222V20H221V17H223ZM241 15V16H240ZM243 15V16H242ZM257 17H256V16ZM3 16V17H2ZM38 17V18H35V17ZM43 16V15H42ZM179 16H183V17H186V20L187 21H185V19L184 20H182V22L180 21L181 19H183V17L181 18V17H179ZM197 16H198V18L200 19L199 21H198V18H197ZM219 16V17H218ZM221 16V17H220ZM245 16H246V18L247 19H244L245 18ZM259 16H261V17H259ZM29 17V18H28ZM203 17V18H202ZM206 17H207V19H206ZM217 19H216V18ZM238 17H241V18H243V19H241V18H238ZM3 18H4V20H5V18H6V20L4 21L3 20ZM21 18V19H20ZM28 18V19H27ZM45 18V19H44ZM102 18V19H103ZM111 18V19H110ZM114 18V19H113ZM138 18H139V20H138ZM179 18V19H178ZM193 18V19H194ZM226 18V19H225ZM31 19V20H30ZM36 19V20H35ZM38 19H40L39 20V22L37 21ZM179 20V21H176V20ZM202 19V20H201ZM213 19V20H212ZM219 19V20H218ZM224 19V20H223ZM17 20V21H16ZM19 20V21H18ZM113 20H115L114 21V23H113ZM208 20V21H207ZM210 20V21H209ZM225 20H227V21H225ZM241 20V21H240ZM244 20V22H242ZM246 20H248V21H246ZM252 20V21H251ZM25 21V22H24ZM191 20L189 21V22H192ZM248 23V26L246 27V25H247V23ZM47 22L49 23V20H47ZM124 22V23H123ZM180 22V24H178ZM220 22V23H219ZM263 22V23H262ZM20 23H22V24H25L24 26H26V28H28V29H26V31L27 32H25V33H23L24 31H21L23 28L22 27H24V26H22V24H20ZM31 23V24H30ZM109 23V24H108ZM134 23V24H133ZM137 23V24H136ZM185 23V24H184ZM187 23V24H186ZM244 23H246V24H244ZM250 23V24H249ZM4 24V25H5ZM18 24H20V25H18ZM29 24V25H28ZM35 24V25H34ZM113 24V25H112ZM181 24H184V25H187L185 28L187 29H184L183 30V28H181V27H179ZM188 24H190V25H188ZM194 24H196V26H194ZM210 24V25H209ZM213 24V25H212ZM215 24V25H214ZM3 25V26H4ZM131 25V26H130ZM133 25V26H132ZM135 25H137L136 27H135ZM184 25H182V26H184ZM252 25V26H251ZM16 26V27H15ZM118 26V27H117ZM227 26V27H226ZM261 26V27H260ZM18 27H19V29H18ZM116 27V28H115ZM17 28V30H15ZM20 28H22V29H20ZM113 28V29H112ZM178 28H180L179 30H178V33H176V29H178ZM223 29V31H222V29ZM227 28V29H226ZM46 29V28H45ZM44 29V30H45ZM102 31H101V30ZM215 29V30H214ZM261 30V32H260V30ZM25 30V29H24ZM48 30H49V24H48ZM113 30V31H112ZM137 30V31H136ZM176 30V31H175ZM259 30V31H258ZM16 31V32H15ZM23 33V35L21 34V32ZM31 31V32H30ZM46 31V30H45ZM44 31V32H45ZM50 31H51V29H50ZM50 31H49V33H50ZM53 31V30H52ZM100 31V32H99ZM183 33H182V32ZM184 31H186L185 33H186V35H185V33H184ZM187 31H189L190 33L189 34H187L188 32ZM192 31H194V32H192ZM197 31V32H196ZM205 31V32H204ZM226 31V32H225ZM250 31V32H249ZM263 31V32H262ZM20 32V33H19ZM42 32V31H41ZM54 32V31H53ZM62 32L64 33L63 35H65V33L66 32H71V33H73V31L71 30V29H69V28H67V29H62ZM113 32V33H112ZM179 32H181V33H179ZM220 32V33H219ZM225 34H224V33ZM259 32V33H258ZM45 33H47V31L45 32ZM136 35H135V34ZM173 33H174V35L176 36V35H178V37H180L181 36V38H178V37H176L175 38V36H173ZM176 33V34H175ZM199 33V34H198ZM213 33V34H212ZM217 33H219V34H217ZM255 33V34H254ZM257 33L259 34V35H257ZM260 33H262V34H260ZM18 34H19V36H18ZM28 35V36H25L26 38L28 37L29 38V40L28 39H25L24 40V35ZM48 34V33H47ZM47 34H45V35H47ZM55 34V33H54ZM113 34V35H112ZM127 34H128V36H127ZM129 34H131V35H129ZM162 34H163V44H162V46L164 47H162L159 43H161V38H162ZM194 34V35H193ZM17 35V36H16ZM42 35H43V33H42ZM41 35V36H42ZM44 35V36H45ZM49 35V34H48ZM48 35H47V37H48ZM62 35V36H63ZM71 35V34H70ZM148 35V36H147ZM190 35H192V36H190ZM262 35V37H260ZM13 36V35H12ZM16 36V37H15ZM43 36V37H44ZM51 36H53L52 35V33H51ZM60 36H61V34H60ZM71 36H73V35H71ZM74 36H76L75 38L76 39H78V35H75L74 34ZM190 36V37H189ZM193 36H195V37H193ZM198 36V37H197ZM22 37V38H21ZM42 37V38H43ZM65 37V36H64ZM114 37V38H113ZM131 37V38H130ZM137 37V39H135ZM174 37V40L172 39ZM185 37H187V38H185ZM200 37V38H199ZM217 37V38H216ZM233 39H232V38ZM257 37H260L259 39L257 38ZM6 38H8V39H6ZM45 38V37H44ZM52 38V37H51ZM58 38H60L59 36H58ZM94 38V37H93ZM113 38V39H112ZM131 40H129V39ZM160 38V39H159ZM19 39H20V41H19ZM33 39H34V41H33ZM47 39V38H46ZM67 39H69L68 37H67ZM178 39H180V40H178ZM212 41H211V40ZM222 39V40H221ZM232 39V40H231ZM260 39H262L261 41H260ZM8 40V41H7ZM35 40H36V42H35ZM118 40V41H117ZM158 40H160V41H158ZM171 40H173V41H171ZM177 40V41H176ZM185 40H186V42H185ZM199 40H201L202 42H203V44H202V42L201 41H199ZM208 40H210V42H208ZM224 40V41H223ZM260 41L259 43L261 44V45H259V43L258 42H256V41ZM5 41H7V42H5ZM72 41H75L74 43L72 42ZM84 41V40H83ZM83 41H82V43H83ZM90 41H91V39H90ZM95 41V42H94ZM119 41H121L122 43H120ZM130 41V42H129ZM180 41V42H179ZM193 41V42H192ZM227 41V42H226ZM230 41V42H229ZM233 41V42H232ZM248 41H250L249 43H248ZM10 42V41H9ZM23 42V43H22ZM30 42L32 43V44H30ZM49 42V41H48ZM86 42H88V41H86ZM144 43L143 45H141L142 43ZM158 42V45L156 44ZM177 44H176V43ZM178 42L179 43H182L183 44V46L182 47H180L182 44H178ZM226 42V43H225ZM229 42V43H228ZM245 42V43H244ZM30 45H29V44ZM33 43L34 44H36L37 43V45H35L34 47H38L37 49L36 48H34V47H32L33 46ZM70 43V44H71ZM98 43H100V44H98ZM118 43V44H117ZM135 43V44H134ZM138 43V44H137ZM167 43V44H166ZM185 43H187V44H185ZM201 43V44H200ZM204 43H205V45H204ZM213 43V44H212ZM221 43V44H220ZM228 43V44H227ZM9 44V43H8ZM77 44V45H76ZM84 44V43H83ZM82 44V46H84L85 47V45H83ZM86 44V43H85ZM90 44V45H91ZM122 44V45H121ZM124 44V45H123ZM140 44V45H139ZM175 44V45H174ZM218 44V45H217ZM230 44V45H229ZM255 44H258V45H255ZM15 45H14V47H15ZM32 45V46H31ZM48 45H49V43H48ZM97 45H99V46H97ZM113 45V46H112ZM122 47H121V46ZM155 46V47H153V46ZM180 45V46H179ZM189 45H191L190 47H188ZM196 45V46H195ZM203 47H202V46ZM210 45V46H209ZM247 47H246V46ZM26 46V47H25ZM44 46V47H45ZM69 46V45H68ZM92 46V47H93ZM101 46V48H99ZM117 46H119V47H117ZM126 47V48H128L126 51L124 50V49H122L121 50V48H123V47ZM161 46V47H160ZM179 47L180 48V50H179V48H172V47ZM185 46H186V51L185 50H183V49H185ZM198 46H201L200 48L198 47ZM216 46H214V47H216ZM229 46V47H228ZM256 46H259V47H256ZM8 47H10L11 48V50L8 48ZM16 47V48H17ZM47 47H49V46H47ZM87 47V46H86ZM92 47H89V49H90V52L92 51V53H93V49H92ZM192 47V48H191ZM196 47V48H195ZM213 47V48H214ZM226 47V48H225ZM246 47V48H245ZM260 47H262L263 49H262V51H261V48ZM7 48V49H6ZM26 48V49H25ZM34 48V49H33ZM55 48H57V50H58V53H56V55L55 54H53V56H55V57H53V56H51V53H53V51L52 50H54ZM61 48V49H60ZM103 48V50H101ZM107 48V49H106ZM120 48V50H121V52H120V50L118 51V49ZM129 48H131V49H129ZM142 48H143V50H142ZM153 48H154V50H153ZM161 49L162 50V48H163V50L161 51H159L158 49ZM189 48V49H188ZM195 48V49H194ZM229 48V49H228ZM33 49V50H32ZM43 51V52H41V50ZM47 49H46V52H47ZM67 49H69V51L68 52H66V50ZM85 49H88V48H85ZM92 49V50H91ZM105 49V50H104ZM109 49V50H108ZM158 51H157V50ZM198 49V50H197ZM209 49V50H208ZM235 49V50H234ZM245 49H247V50H245ZM36 52H35V51ZM38 50V51H37ZM61 50V51H60ZM65 50V51H64ZM117 50V51H116ZM145 50V51H144ZM189 50V51H188ZM12 52V54H11V52ZM73 51H74V53H73ZM82 51H83V48H82ZM116 51V54L114 53ZM143 51V52H142ZM147 51V52H146ZM155 51V52H154ZM173 51V52H172ZM183 51V52H182ZM194 53H193V52ZM198 51H199V53H198ZM232 51H233V53H232ZM236 51V52H235ZM238 51H240V52H238ZM248 52L250 55L248 56L247 54H246V52ZM69 52H71V53H69ZM85 51H83V53H84ZM86 52H87V50H86ZM86 52H85V54H86ZM89 52V51H88ZM88 52H87V54H88ZM95 53H96V51H94ZM104 52V53H103ZM130 52V53H129ZM157 52H162V55H161V53L160 54H157ZM176 52V54H174ZM180 52V55L178 54V53ZM185 52V53H184ZM201 52V53H200ZM203 52V53H204ZM245 54V56H247V58H251V60H253L252 62L249 60V59H246V60H244V59H242V57L243 58H245L243 55V53ZM29 54L28 56H27V54ZM39 53V54H38ZM44 53L45 54H47V56L48 57H46V58H44V57H42L43 55H44ZM77 53V54H76ZM94 53V54H95ZM103 53V54H102ZM107 53H108V55H107ZM115 55H114V54ZM138 53H140V54H138ZM142 53V54H141ZM166 53V54H165ZM187 53V54H186ZM191 53V54H190ZM238 54L237 56L239 57L240 55H241V59L243 60V62H242V60H240V62H236V58H237V56H236V58H235V56H233V55H236V54ZM241 53V54H240ZM40 54H43V55H40ZM62 54V55H61ZM72 54H74V55H72ZM146 54V55H145ZM167 56H165V55ZM184 54V55H183ZM202 54L203 56H201L200 57V55ZM208 54V53H207ZM240 54V55H239ZM3 55V56H2ZM61 55V56H60ZM68 55V56H67ZM89 55H90V53H89ZM92 55V54H91ZM96 56H97V53L95 54ZM126 55V56H125ZM138 55V56H137ZM141 55V56H140ZM165 57H164V56ZM176 55H178L177 57H176ZM185 55H186V57H185ZM195 55V56H194ZM258 55V56H257ZM261 55V56H260ZM9 56H11V58L9 57ZM26 56V57H25ZM30 56V57H29ZM39 56L40 57H42V58H44V59H42V58H40V59H38L39 58ZM60 56V57H59ZM63 56V57H62ZM85 56V55H84ZM98 56H99V54H98ZM153 56V57H152ZM154 56H155V59H154ZM160 56H163V58H164V60H162L163 58L161 57L160 59H159V57ZM205 56V57H204ZM233 56V57H232ZM256 56H257V58H256ZM8 57H9V59H8ZM25 57V58H24ZM29 57V58H28ZM52 57L56 60V62H54L53 63V60H52V62H50L51 60L50 59H52ZM72 57H74V58H72ZM91 56H89V58H90ZM93 57H95V56H93ZM93 57H91V59L93 58ZM105 57V58H104ZM122 57V58H121ZM125 57H127V58H125ZM130 57V58H129ZM143 57V58H142ZM152 57V58H151ZM185 57V58H184ZM252 57H253V59H252ZM260 57V58H259ZM5 58V59H4ZM27 58V59H26ZM86 58H87V55H86ZM107 58V59H106ZM115 58H117V60L115 59ZM140 58V59H139ZM146 58H148V60L146 59ZM158 58V59H157ZM166 58L167 59H169V60H166ZM184 58V59H183ZM256 58V59H255ZM26 59V60H25ZM97 59H98V61L99 62H97ZM104 59H106L107 60V63H108V65L105 63V61H104ZM121 59V61H119ZM122 59H124L123 61L124 62H122ZM131 59H132V62H131ZM146 61H145V60ZM152 59H153V61H152ZM181 59V60H180ZM233 59V60H232ZM13 60V61H14ZM19 60H21V62L19 63ZM24 60H25V62H24ZM41 62H40V61ZM54 60V61H55ZM60 60L62 61V60H64V61H62V63L60 62ZM81 60V59H80ZM90 60V59H89ZM109 60V61H108ZM144 60V61H143ZM171 60V61H170ZM173 60H177L176 62L177 63H175V61H174V63H175V67L173 66V67H171V64L173 65ZM239 60V59H238ZM17 61V62H16ZM46 61V62H45ZM47 61H49L50 62V64L48 65V63L49 62H47ZM57 61L58 62H60L61 63V65H60V63L59 64H57L56 65V63H57ZM70 61V62H69ZM93 61H94V58H93ZM104 62V64H103V62ZM142 61V62H141ZM156 61V62H155ZM168 61H169V63H168ZM229 61H230V63H229ZM245 61V62H244ZM246 61H247V63H246ZM72 62V64H70ZM91 62H92V60H91ZM137 62H138V67H140L139 68V70H136V69H138L137 68V65H135V64H137ZM149 62H152V63H149ZM153 62H155L154 64H153ZM158 62V63H157ZM205 59L201 62H199V63H201L202 65H205ZM222 62V61H221ZM10 63V64H9ZM18 63H19V65H18ZM37 63H38V65H37ZM86 63V62H85ZM87 63H88V61H87ZM95 63V62H94ZM121 63H123V64H121ZM129 63H132L133 65L131 66V64L129 65ZM147 64L146 66L144 65L143 66V64ZM170 66H168L167 64ZM218 63H220L221 65H218ZM226 63V64H225ZM227 63H229V65L227 64ZM243 63V64H242ZM252 63V64H251ZM8 64V65H7ZM15 64V65H14ZM63 64V65H62ZM69 64V65H68ZM90 63H88V65H89ZM92 64V63H91ZM90 64V65H91ZM177 64V65H176ZM191 64V63H190ZM201 64H199V65H201ZM236 64V65H235ZM241 64V65H240ZM249 64H251V65H254L253 67H251V65H249ZM45 65H47L46 67H45ZM86 65V64H85ZM89 65V66H90ZM122 65H123V67H122ZM126 65H127V68H126ZM142 65V66H141ZM150 65V66H149ZM201 65V66H202ZM208 65V64H207ZM226 65L227 66H229V67H226ZM245 65H247L246 66V69H245ZM248 65L251 67L250 69L251 70H248L247 68H248ZM22 66V65H21ZM63 66V67H62ZM95 66L97 67V65L95 64ZM106 68V66H107V68H108V70L109 71H107L104 67ZM134 66V68H132ZM136 66V67H135ZM218 66L221 68H218ZM260 66V65H259ZM74 67V68H73ZM87 67V66H86ZM92 67V66H91ZM143 67V68H142ZM147 67V68H146ZM210 67H212V68H210ZM231 67V68H230ZM233 67L235 68H238V70H237V72L235 71V70H233ZM263 68H264V66H262ZM9 68H11V67H8V69ZM40 68V69H39ZM52 68H56L55 69V71L52 69ZM61 69V68H63V69H61V70H57V69ZM72 68V69H71ZM90 68V67H89ZM88 68V69H89ZM163 70H162V69ZM174 68V69H173ZM176 68V69H175ZM180 68H181V66H180ZM204 68H205V66H204ZM216 68H218V69H216ZM222 68H225V70L223 69L222 70ZM227 68H229V69H227ZM4 69V70H3ZM47 69V70H46ZM133 69H134V72H133ZM148 69H149V71H148ZM183 69V68H182ZM211 69V70H210ZM214 69H216V70H214ZM231 69V70H230ZM46 70V71H45ZM55 72V75H56V73H58L59 71H61L60 73H61V75L63 76H65V74H67L66 76H67V79L69 80V81H71V82H69L68 80V82L69 83H65V85L64 84H62V80H58L59 78H58V75L57 76H54L53 75V71ZM77 72H75V71ZM111 70V71H110ZM136 70V71H135ZM158 70V71H157ZM181 70V69H180ZM227 70H229V73H228V71ZM233 70V71H232ZM248 70V71H247ZM259 70V71H258ZM57 71V72H56ZM148 71V72H147ZM161 71H163V75H162V72ZM183 71V70H182ZM208 71H209V73H208ZM225 71H227V72H225ZM99 72V71H98ZM107 72H109V73H107ZM215 72H219V73H221L224 77H226L227 78V87L226 88H223V89H221L220 88V86L219 85H216V86H214L218 91H222L223 93H224V95H223V98L222 99H220L219 101H217L215 98H213L211 95H210V92H209V88H210V82H211V75L213 74V73H215ZM254 72H256L257 74H255V77H253V78H251L252 76H253V74H254ZM51 73V74H50ZM60 73H58V74H60ZM64 73V74H63ZM75 73L77 74V76L75 75ZM95 73H97L96 71H95ZM124 73V74H123ZM126 73V74H125ZM142 73H144V72H142ZM146 73H144V74H146ZM154 73V74H155ZM227 73V75L229 74V76H227V75H225ZM235 73L237 74V75H239V77H236L235 76ZM48 74V75H47ZM99 74V73H98ZM97 74V75H98ZM143 74V75H144ZM150 74V73H149ZM150 74V75H151ZM205 74V75H204ZM207 74V75H206ZM126 75V76H125ZM142 75V74H141ZM141 75H139L140 77H141ZM147 75V74H146ZM256 75H259V76H256ZM0 76L2 77H0L1 79H0V81H2V83L3 84H5V85H8L9 83H5V82H8L7 80L6 81H4L3 82V79L5 80V78L3 77L4 75H1L0 74ZM45 76H47V77H45ZM54 76V77H53ZM60 76V75H59ZM63 76V79L66 81V79H65V77ZM115 76V77H114ZM129 76V77H128ZM134 76V77H133ZM155 76L153 75V79L155 80ZM164 76H166V75H164ZM164 76H163V78H164ZM167 76H168V74H167ZM166 76V77H167ZM174 76V75H173ZM176 76H174L175 78H176V80L175 79H173L174 77H172L171 78V81L173 80V81H175V83H178L177 82V79L179 78H177ZM247 76H251V77H249V80H246V79H248V77ZM51 77V78H50ZM53 77V78H52ZM112 77V78H111ZM120 77V78H119ZM122 77V78H121ZM138 77V76H137ZM145 77V76H144ZM148 77V76H147ZM146 77V78H147ZM151 77H152V75H151ZM168 77V78H169ZM229 77V78H228ZM17 78H20L19 76H17ZM97 78H99V79H97ZM115 78V79H114ZM117 78V79H116ZM132 78V79H131ZM162 78V79H163ZM205 78V79H204ZM231 78V79H230ZM238 78V79H237ZM251 78V79H250ZM23 79L25 80V79H27L28 80V76L26 77V76H23ZM77 79V78H76ZM86 79H89L90 81H88V82H86L87 80ZM97 79V80H96ZM130 81H129V80ZM149 79V78H148ZM147 79V80H148ZM152 79V80H153ZM156 79V80H157ZM167 79V78H166ZM258 79H260V80H262V82H261V84L263 85V87H262V85L260 84V83H258V85L256 86L255 85V83L254 82H256V84H257V81H259ZM54 80V82H52ZM57 80V81H56ZM108 80H106V82L108 81ZM120 80V81H119ZM128 80V82L126 83V82H124L123 83V81H127ZM150 80V79H149ZM152 80H150L151 82H152ZM161 80V79H160ZM164 80H165V78H164ZM198 80V79H197ZM241 80H243V81H241ZM251 80V81H250ZM59 81H61V82H59ZM66 81V82H67ZM77 81V80H76ZM119 81V82H118ZM162 81V80H161ZM229 81H231L232 83H233V87H234V89H232V83L231 82H229ZM254 81V82H253ZM142 82V81H141ZM151 82H149L150 84H151ZM164 82V81H163ZM167 82H169L168 81V79H167ZM166 82V83H167ZM239 82V83H238ZM260 82V81H259ZM54 83V84H55ZM58 83V84H57ZM63 86V87H61V85ZM92 83V84H91ZM101 83V84H100ZM115 83H117L116 85H113V84H115ZM147 83V82H146ZM153 84L155 83V82H152ZM157 83H158V81H157ZM247 83H252V84H254V86H248V84ZM91 84V85H90ZM106 85H107V83H105ZM108 84V85H109ZM152 84V87L150 88V90L151 91H149V90H147L148 92H146V93H149V92H151V93H154V90L156 91V93L155 94H157V95H155V94H151L150 96H147V94H144V98H145V100L143 101V103L145 104V105H143L142 106V108L144 109V111H147L146 112V114L149 116L150 114H152L153 116H154V119H156V120H158L157 119V116H158V118H162V113H161V110L163 111V109L165 110H167V113H164V114H166L165 115V117L163 116V118L162 119H164L163 121H161V119H160V122H162V123H164L165 122V124H166V122H168L167 120L165 121V118L166 119H168L169 118V116L167 117V114L169 113H171L172 111H169V109L170 108H172L173 109V107L172 106H174V104L171 106V104L169 105V99H170V97H172L171 96V94L172 93H170V95H168L167 94V92H164V89H162L164 86H165V88H167L168 86L167 85H165L164 83V86H163V84L162 83H159V85L161 84V86H163L162 88H159L158 86H156V85H153ZM156 84V83H155ZM40 85V86H39ZM76 85H79L78 83H76ZM106 85H104V86H106ZM175 85H177V84H175ZM229 85V86H228ZM247 85V86H246ZM38 86V87H37ZM58 86V87H57ZM80 86V85H79ZM119 86V87H120ZM167 86V87H166ZM259 86V87H258ZM61 87V88H60ZM66 87V88H65ZM81 87V86H80ZM202 87H203V89H202ZM228 87L230 88L229 90H228ZM247 87H249L253 92H250L251 90L249 89V88H247ZM77 88H79V87H77L76 86V89ZM259 88V89H258ZM61 89V90H60ZM114 89H116V87L114 88ZM146 89V88H145ZM147 89H149V88H147ZM79 90V89H78ZM90 90V91H89ZM167 90L168 91H170V89L169 88H167ZM232 90V91H231ZM234 90V91H233ZM74 91V90H73ZM115 91V90H114ZM146 91V90H145ZM261 91V92H260ZM78 92H82L83 93V91L80 89V91H78ZM105 92H103L104 94L103 95H105L106 93ZM69 93V94H68ZM196 93H197V91H196ZM236 93H238V94H240V95H238L237 94V96L239 97V99H243L244 100V98L246 99V102L248 103V101H249V105L248 104H246L245 103V101H243V100H239L238 99V97L235 95ZM246 93V94H245ZM22 94H25V92L24 91H22V93H21V95ZM241 94H244L245 96L247 95V98L245 97V96H243L242 98H241ZM251 94H252V96H251ZM17 95V94H16ZM73 95V94H72ZM74 95H75V93H74ZM83 95H81V96H83ZM102 95V94H101ZM159 95V96H158ZM203 96L202 98H201V101H200V103H201V106H199L200 105V103H199V100H197L196 101V99H200V96ZM79 96H80V93H79ZM78 96V97H79ZM89 96V97H88ZM100 96V95H99ZM109 96H110V94H109ZM154 96H156V97H154ZM179 96V95H178ZM195 96V95H194ZM236 96V97H235ZM84 97V98H85ZM106 97V96H105ZM108 97V96H107ZM116 96H115V94H114V98H115ZM146 97H147V99H146ZM152 97V99L150 100L149 98H151ZM164 97H165V99H167V103L165 102V99H164ZM199 97V98H198ZM231 97V98H230ZM235 97V98H234ZM75 98V97H74ZM81 98H83V97H81ZM112 98V97H111ZM155 100H154V99ZM163 100H162V99ZM177 98H179V97H177ZM78 99V98H77ZM77 99H75L76 101H74V103L73 104H71L72 106H71V109H72V111L73 110H75L76 111V113H75V117H78L79 118V116H80V120H81V123H80V128H81V130H83L84 132H86V133H83V134H85V135H82V137H83V139L84 140H86V139H88L89 138V136L90 137H92V138H90V140H96V139H98V140H100V135H99V131L97 132V126H93V123L92 122H90V118H89V116L87 115V114H89L90 112H89V110H84L83 108L85 107V105H83V107L82 108H78L79 106H77L78 104L80 105V103H77L78 101H77ZM95 99H96V102H95ZM109 99V98H108ZM162 100V102L160 101V100ZM248 99V100H247ZM148 100H150V101H148ZM155 102H154V101ZM232 100V101H231ZM84 102H86V100L84 99L83 100ZM88 101V102H89ZM104 101H105V103H104ZM107 101V102H106ZM82 102V101H81ZM84 102H82V103H84ZM113 102H115V101H113ZM153 102L155 103V104H153ZM162 103V105H161V103ZM199 103V104H197L199 107H195V104L196 103ZM146 103H147V105H146ZM149 103H150V105L153 107H151L150 105H149ZM161 105H159V104ZM163 103H165V105L163 104ZM242 103H245V104H242ZM77 104V105H76ZM158 104V105H157ZM167 104V105H166ZM74 105V106H73ZM190 105H191V107H190ZM193 105V106H192ZM235 105V106H234ZM242 105H246L245 106V109H244V106H242ZM92 106V107H93ZM145 106H148L147 108H149V107H151L150 108V110L149 109H147ZM168 108H167V107ZM234 106V107H233ZM236 106L238 107L237 109H238V111H239V113H238V111H236L237 109H236ZM91 107V106H90ZM99 107V108H98ZM170 107V108H169ZM195 107V108H194ZM241 107V108H240ZM243 107V108H242ZM87 108H89V107H87ZM105 108H106V106H105ZM141 108V109H142ZM174 108H176V107H174ZM197 108H198V110H197ZM83 109V110H82ZM86 109V108H85ZM90 109H92V108H90ZM158 109V110H157ZM161 109V110H160ZM171 109V110H172ZM193 109H194V113H193ZM242 110L241 112H240V110ZM93 110V109H92ZM154 110H157L158 111V115L156 114V112L157 111H153ZM160 110V111H159ZM166 110H165V112H166ZM248 112H247V111ZM74 111V112H75ZM85 111V112H88V113H83V112ZM91 111V110H90ZM126 111V110H125ZM125 111H124V113H125ZM143 111V112H144ZM195 111H196V113H195ZM93 112V111H92ZM93 112V113H94ZM151 112V113H150ZM82 115H81V114ZM93 113L91 114V115H93ZM127 113V112H126ZM155 113V114H154ZM160 113V114H159ZM187 112H185V114H186ZM250 113H251V115H250ZM144 114H145V112H144ZM145 114V115H146ZM168 114V115H169ZM77 115V116H76ZM95 115H97V114H95ZM127 115V114H126ZM126 115H124L123 116V120H125V123L127 122V117H126ZM147 115H146V117H147ZM157 115V116H156ZM91 117V116H90ZM99 117V116H98ZM125 117H126V119H125ZM186 117V116H185ZM92 118V117H91ZM95 118V116L93 115V118H92V120L91 121H93V122H95L93 119ZM95 119H97V118H95ZM99 119V121H100V118H98ZM97 119V120H98ZM152 119H153V117H152ZM183 119H185V118H183ZM254 119H258L257 121H256V123H258V127L256 126L257 124L256 123H254ZM260 120V121H259ZM159 121V120H158ZM185 121H186V125H185ZM245 121H246V123H245ZM73 123V122H72ZM92 123V124H91ZM97 123V122H96ZM125 123L123 124V123H121L120 122V124H119V127L120 126H123V125H125ZM237 123H244L245 125L246 124H248V125H250L251 123L253 124V126H251L250 125V127L247 129V131H246V133L244 134V135H240V133H239V130H238V128L235 126V124H237ZM95 124V123H94ZM99 124H101L100 122H99ZM99 124H98V126H99ZM121 124H123V125H121ZM127 124V123H126ZM184 124V125H183ZM256 124V125H255ZM248 125H246V126H248ZM255 125V126H254ZM260 125V126H259ZM128 127H129V124L127 125ZM127 126H125V133H121L122 135L123 134H127ZM100 127V126H99ZM98 127V128H99ZM118 126L116 127V129H115V134H117L118 133V129H119V131L121 130V132H123L124 131V128L122 129L121 127L119 128ZM178 128V129H179ZM232 128V129H231ZM263 129V131H262V129ZM123 130V131H122ZM257 130H255V131H257ZM74 131L75 130H73V133H74ZM179 131H181L180 129H179ZM252 131H254V130H252ZM130 132V131H129ZM128 132V133H129ZM71 133L72 135L70 136L72 139H73V141H75L74 143H77V142H80L79 141V137H78V134H77V131H76V133ZM113 133V135L115 136V134ZM77 134V135H76ZM110 134V133H109ZM120 134V135H121ZM181 135L180 137H182V134H181V132L180 133H178V135ZM207 134V135H206ZM209 134V135H208ZM211 134V135H210ZM224 134V135H223ZM111 135V136H110ZM110 135H107L106 137L107 138H105V139H108V140H106L107 142H109V139L111 138V140H110V144H108L107 145V142L106 141H104L100 146L101 147H99L98 149L97 148H92V145H89V144H91L92 142H90V140L88 139L87 140V144H84L85 146H86V148L80 153L81 154V156L79 155H74V156H72L74 159H76V157H81V158H79V160L81 159V160H84L86 157V159H88L89 157L88 156H92L91 158H92V160H94V158H95V156H98V157H96L95 158V162H96V164L98 163V161H99V163L98 164H100V163H103L104 162V158H106L105 160V165L104 166H109V165H106V164H110L109 163V161H112V160H110L111 159V151H109V149L111 148V147H109L110 145H111V141H113L114 142V137H113V135H112V133L110 134ZM119 135V137L118 136H115L116 138H121V136ZM221 135H222V137H221ZM76 136V137H75ZM86 136V137H85ZM124 136V135H123ZM127 136V135H126ZM126 136L124 137V138H126ZM208 136V137H207ZM213 136V137H212ZM215 136V137H214ZM88 137V138H87ZM207 137V138H206ZM226 137H228V138H226ZM116 138H115V143H116ZM205 138H206V142L204 141L205 140ZM236 138V139H235ZM239 138V139H238ZM208 139H211V140H208ZM225 139V140H224ZM98 140H97V142H98ZM118 140V139H117ZM125 140V139H124ZM124 140H123V142H124ZM73 141L71 142V143H73ZM90 143H89V142ZM119 141V140H118ZM120 141H122V140H120ZM126 141V140H125ZM201 141H204V142H201ZM208 141V142H207ZM211 141V142H210ZM223 141V142H222ZM123 142H121V143H123ZM201 143L200 145V147H196V149H197V151H194L193 150V148H192V146L193 147H195V146H199V143ZM231 142V143H232ZM172 143H176L177 144V142L176 141H174V142H172ZM178 143V144H179ZM184 143H187V144H185L184 145ZM193 143V145L191 146V144ZM207 143V144H206ZM209 143L210 144H212V146L211 145H209ZM221 143H219V144H221ZM229 142H227V144H225V145H229L228 144ZM126 144V143H125ZM203 144V145H202ZM204 144H205V146H204ZM122 145V144H121ZM173 145V144H172ZM206 145H208V146H206ZM173 147V146H172ZM107 148H109V149H107ZM190 149H192V150H190ZM207 151H206V150ZM94 150V151H93ZM186 150V149H185ZM184 150V151H185ZM203 150V151H202ZM99 151V152H98ZM201 151H202V153H201ZM85 152H88V153H86L87 154V156L84 154ZM108 152H110V153H108ZM186 152V151H185ZM84 155H83V154ZM113 153V152H112ZM193 153V154H194ZM201 153V154H200ZM107 154H109V155H107ZM93 155H95V156H93ZM201 155V156H202ZM76 156V157H75ZM110 156V157H109ZM72 157H70V155H69V158H72ZM94 157V158H93ZM110 159H109V158ZM91 158L90 159H88V161L87 160H84V161H86V162H88V163H86V162H83V161H81L80 160V163H79V165L82 163V166L80 165V166H77V168H76V170H77V172H79L80 173V175L81 174H83V175H85L86 177H90L91 179L92 178H94L93 179V181L90 179V178H88V180H89V183L91 184L90 186H89V188L91 187L92 188V191L90 192L91 193V195H94V194H96V193H99V192H102V189H101V191L99 190V192L98 191H96L94 188V186H95V184H98L99 182H97V181H99L100 179H102V181H104L103 179H105V180H108L109 178H110V176H109V174L108 173H112V171H110V168L111 167H109V169H106V168H104V166L102 165V168H101V166L99 167V166H97V168H95L96 167V165H92L93 164V162L94 161H92L91 160ZM108 158V159H107ZM101 159H103L102 161H100ZM90 160H91V162H90ZM108 161V162H107ZM103 163V164H104ZM92 165V168H91V165ZM95 164V163H94ZM97 164V165H98ZM90 165V166H89ZM100 168V171L99 170H96L95 171V169H99ZM102 169H105V171L106 170H108V173H107V171L106 172H104V173H102V174H100V172L102 171L103 172V170ZM97 172V173H96ZM99 172V173H98ZM105 173H107L106 175H107V178H105L106 176L104 175ZM98 174H100V176L102 175L103 176V178L102 177H100ZM82 175V176H83ZM94 175V176H93ZM97 177V179L98 180H96V182H95V178ZM111 176H112V174H111ZM227 176V175H226ZM217 177H219V178H224L225 177V175L224 174H222V175H217ZM91 180V181H90ZM106 182V181H105ZM219 183H221V182H218L217 184L219 185V188L217 187H214V189H213V187L212 188H210V192H211V194L212 195H215L216 196V194H218V196H216V197H221V195H219V190H221V189H223L224 188V186L222 187V188H220V184ZM92 184H93V186H92ZM215 185V183H214V186H218V185ZM221 185H222V183H221ZM97 186V185H96ZM94 190V191H93ZM216 190H218V191H216ZM223 190H225V189H223ZM216 193V194H215ZM224 193H225V191H224ZM225 214V213H224ZM219 215H221V213L219 214H216V216H219ZM223 215V214H222ZM226 215V214H225ZM230 214H228V217H229V220L233 217L234 218V216H229ZM208 216V215H207ZM207 216H204L203 217V219L201 220L202 222H200V224L199 225H197L195 228H196V230H194L193 228L190 230V231H188L187 233H189V234H187V233H185V235L186 236H188L187 238H185V236H184V240H182V244H180V245H182L181 246V250L179 249V255H180V253H181V251H182V253H181V255L180 256H182L181 258L182 259H184V258H186V259H188L187 261L189 262H187V261H185V264H214V263H216V264H228V262L230 263L231 261H232V263H233V261L234 262H236V260L235 259H237V255H242V256H245V257H248L249 259H250V257L251 256H253V255H255V257H257L256 255L257 254H254L255 252H257L255 249H252L253 247H255V246H257L256 244H260L262 241L261 240H263L262 238L260 239V237H258L257 235H259V233H256V234H254L255 232L253 231V230H255V231H257V229L255 228H253V230L251 229V231L252 232H254L253 234L254 235H252V232H250V230H248V229H245L244 227V230H245V232H248L249 233V237L248 238H246L247 236L245 235V232H241V231H243V230H241L242 228H241V226L239 225L240 223H235V219H234V222H232L233 223V225H232V227L234 226L235 228H240V230L241 231H239V234L241 233V235H239V234H237V233H235L234 234V231H236L235 230V228L233 229L234 231H233V234L235 235H233L232 234V232H231V230H230V228H228V227H224V225H223V227H224V229L223 228H221V226H222V220H225V218H222V217H225L224 215L223 216H221V219L219 218V220L217 221V222H214L213 221V219H208L209 217H207ZM227 216V215H226ZM111 217H113V215H111ZM111 217H109V218H111ZM207 217V218H206ZM213 217V216H212ZM211 217V218H212ZM235 218H237V217H235ZM113 219V218H112ZM112 219H111V221H112ZM214 219H216L217 220V218H214ZM238 219V218H237ZM107 221H105L106 223H107V225H109V223H111V221H110V219L108 220V219H106ZM211 220H212V222H211ZM228 220V221H229ZM110 221V222H109ZM226 221V220H225ZM224 221V222H225ZM228 221H226V222H228ZM232 221H233V219H232ZM238 221H239V219H238ZM255 221H256V219H255ZM254 221V222H255ZM35 222H36V220H35ZM212 223V224H209V223ZM223 222V223H224ZM224 223V224H227V223ZM254 222H252V223H254ZM32 223H33V221H32ZM38 223H36V225H37ZM231 224V223H230ZM230 224H229V226H230ZM245 224H246V222H245ZM244 224V225H245ZM38 225H41V224H38ZM209 227V229H208V227ZM220 226V227H219ZM228 226V225H227ZM35 227V226H34ZM38 228L40 227V226H37ZM43 227V225L40 227V228H42ZM232 227H231V229H232ZM220 228L222 229V230H225V231H221L220 230ZM227 230V231H226ZM197 231V232H196ZM229 231V232H228ZM194 232H196V233H194ZM258 232V231H257ZM46 233V232H45ZM48 233V232H47ZM111 233L112 234H115V235H112L111 234V236H113L110 240H109V242H108V251L110 252V253H106V257L107 258H109V260L110 259H113L112 261H113V263L114 264H147V262L149 263V261L148 260H150V258L151 259H154V258H156V261L158 260L159 261V259L161 258V257H159V256H161V254L165 251L163 248H162V246L163 245H161L163 242H164V239H165V237L163 236V235H159V236H157L158 238H152V240H151V238L150 239H148V238H146V239H141V238H139V237H137L136 238V236H134V239L131 237V236H129V237H119L118 235H117V233H115L114 231H111ZM192 233H193V235H192ZM224 233V234H223ZM242 233L244 234V236L242 235ZM248 233H247V235H248ZM251 233V234H250ZM48 235V234H47ZM191 236H193V237H195V238H193L192 237V239L190 238ZM246 236V237H245ZM131 237V238H130ZM240 237H241V240H240ZM44 238V237H43ZM159 238H163V239H159ZM115 240V241H113V240ZM153 239H156V240H153ZM157 239H159V240H157ZM239 239V240H238ZM244 239V240H243ZM247 239V240H246ZM250 239V240H249ZM234 240H236V241H234ZM162 241V242H161ZM179 242H180V239L178 240ZM241 241H243V242H241ZM113 242V243H112ZM157 242V243H156ZM238 242H240V243H243L242 245H240ZM250 243V244H249ZM115 244V245H114ZM255 246H254V245ZM224 246H228V247H231V248H233V249H235V253H236V255H235V257L234 258H232V259H228V258H226V257H223V258H219V259H215V261H214V258H213V260L212 259H210V260H208V257H209V254L210 253H214V252H216L217 250H219L220 248H222V247H224ZM253 246V247H252ZM237 247V248H236ZM179 248H180V246H179ZM241 248V249H240ZM243 248V249H242ZM239 249V250H238ZM252 250V251H254V253L253 252H251L250 250ZM262 249H264V247L262 248ZM196 250H199V252L201 253V257L199 256V257H196V256H194L193 255V252L194 251H196ZM187 251V252H186ZM264 250H262V251H259V253L262 255V253H263V256H261L260 254H259V257H260V260H257V259H259L258 257H257V259H255L254 258V256L253 257H251V259L249 260V264H264V259H262L263 257H264V252H263ZM187 254H186V253ZM165 253V252H164ZM163 253V254H164ZM173 253H175V251L173 252ZM242 253H244V255L242 254ZM163 254H162V256H163ZM205 254V255H204ZM113 255V256H112ZM179 256V257H180ZM189 256V257H188ZM250 256V257H249ZM239 258V257H238ZM253 258H254V260H253ZM185 260V259H184ZM208 260V261H207ZM238 260V259H237ZM252 260V261H251ZM111 261V260H110ZM115 261V262H114ZM217 261V262H216ZM187 262V263H186ZM205 262V263H204ZM209 262V263H208Z\"/></svg>","mask_w":264,"mask_h":264},{"label":"clouds","instance_id":"clouds-1","mask_svg":"<svg viewBox=\"0 0 264 264\" xmlns=\"http://www.w3.org/2000/svg\"><path fill=\"white\" fill-rule=\"evenodd\" d=\"M201 71H203V68L200 69ZM219 85L221 89L226 88L227 87V78L224 77L221 73L219 72H215L211 75V82H210V88H209V92L210 95L215 98L217 101H219L220 99L223 98L224 93L222 91H218L214 86ZM254 112L255 115L259 118V119H264V103H256L254 105ZM235 126L238 128L240 135H244L247 131V126L244 123H237L235 124ZM224 190L221 189L219 191V195L223 196ZM193 255L196 257H199L201 255V253L199 252V250H196L193 252ZM236 255L235 250L231 247L228 246H224L222 248H220L219 250H217L214 253H210L208 260L210 259H219V258H223L226 257L228 259H232L234 258Z\"/></svg>","mask_w":264,"mask_h":264}]
</instances>
